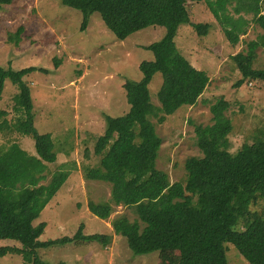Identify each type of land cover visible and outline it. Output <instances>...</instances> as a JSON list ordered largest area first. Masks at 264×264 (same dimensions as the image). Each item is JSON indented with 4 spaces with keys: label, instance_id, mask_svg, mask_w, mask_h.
<instances>
[{
    "label": "trees",
    "instance_id": "16d2710c",
    "mask_svg": "<svg viewBox=\"0 0 264 264\" xmlns=\"http://www.w3.org/2000/svg\"><path fill=\"white\" fill-rule=\"evenodd\" d=\"M12 1L0 0V10ZM62 1L84 13L83 30L93 12H99L107 27L122 40L150 26L166 28L160 40L146 46L154 58L140 62L142 78L127 79L123 84L129 110L121 116H106V130L97 137L94 147V153L101 156L99 163L83 170L85 179L111 184L109 200L89 201L91 212L108 219L114 205L132 208L138 219L131 221L120 215L111 224L117 234L128 240L136 255L176 249L178 264H228L227 243H232L250 264H264V207L252 208L264 201V137L257 135L253 142L231 150L233 122L226 115L230 107L227 99L222 97L211 105L213 123L195 126L203 155L186 159L184 179L172 183L168 173L157 166L162 138L149 115L157 117L159 123L165 122L180 108L196 104L210 81L205 70L195 67L180 52L176 36L183 24H190L199 35H207L209 25L191 20L189 0ZM217 4L215 14L230 5L237 14L251 15V19L241 15L237 21L223 14L228 24L224 32L231 44L239 42L240 32L250 21L263 30L257 39L247 43L246 52L232 55L243 75L235 86L245 81H264V68L254 67L258 47H264V0H217ZM24 30L19 27L15 39L10 35L11 40L19 43ZM34 70L0 65V97L6 80L21 88L14 97L19 117L13 123L5 118L0 124L1 132L9 135L8 144L0 147V240L13 239L19 244L0 246V256L14 253L22 256L23 264H52L40 256V248L75 238L106 245L110 237L86 235L80 229L74 238L40 239L46 223L35 221L62 188L69 170L66 163L51 170L58 153L65 150H57L59 145L52 133H41L35 126L30 87L23 80ZM158 72L163 78L157 92L160 105L152 101L149 88ZM13 133L32 137L35 151L24 149ZM49 175L50 181L42 183Z\"/></svg>",
    "mask_w": 264,
    "mask_h": 264
},
{
    "label": "rangeland",
    "instance_id": "374dc122",
    "mask_svg": "<svg viewBox=\"0 0 264 264\" xmlns=\"http://www.w3.org/2000/svg\"><path fill=\"white\" fill-rule=\"evenodd\" d=\"M187 5L191 20L208 24L209 30L207 35H199L190 24H183L176 44L195 67L208 73L210 81L196 104L180 108L165 122L159 123L157 117L149 115L162 138L157 166L168 173L172 183L185 178L187 158L203 155L197 145L195 126L213 123L211 105L222 97L230 102L226 115L233 122L229 136L232 151L245 142H253L257 135L264 137L261 132L264 129V81H245L236 87L243 75L232 58L241 51L246 52L247 43L257 39L262 28L250 21L246 30L240 32L239 42L233 45L224 32L228 24L224 23L223 14L237 21L241 20V15L246 19H251V15L237 14L230 5L226 11L219 10L221 15L215 14L213 8L219 7L217 0H189ZM83 20L81 10L62 0H13L0 10V65L14 70L35 68L23 76L30 87L35 126L41 133H52L59 145L57 150H65L58 153V160L50 165L51 170L61 163H66L69 170L68 179L35 221L36 224L46 223L40 239L74 238L80 229L86 235L110 237L106 245L97 240L75 238L40 248L39 254L52 264H178L176 249L134 254L128 240L114 231L111 221L120 215L133 221L138 215L123 204L114 205L108 219L93 214L89 201L109 200L111 184L85 179L83 174L86 166L99 163L101 156L94 153V147L97 137L106 130V116H121L130 108L124 82L142 78L140 62L154 58L146 46L160 40L166 28L150 26L122 40L107 27L99 12L89 16L84 30ZM21 26L25 30L16 44L10 35L15 39ZM257 54L254 67L264 68V47H258ZM162 80L158 72L149 84L156 105H160L157 92ZM20 92L18 85L6 80L0 97V124L5 118L13 123L19 117L14 97ZM8 137L0 129V147ZM13 138L24 149L35 151L32 137L13 133ZM50 179L51 175L42 183ZM263 207L264 201L252 208ZM14 242L19 244L17 240L1 239L0 246L14 245ZM227 246L228 264H250L234 244L227 243ZM23 263L19 254L0 256V264Z\"/></svg>",
    "mask_w": 264,
    "mask_h": 264
}]
</instances>
